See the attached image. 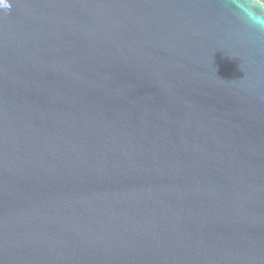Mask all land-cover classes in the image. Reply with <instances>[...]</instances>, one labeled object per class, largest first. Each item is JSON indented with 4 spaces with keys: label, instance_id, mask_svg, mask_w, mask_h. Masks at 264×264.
I'll use <instances>...</instances> for the list:
<instances>
[{
    "label": "water",
    "instance_id": "95a60500",
    "mask_svg": "<svg viewBox=\"0 0 264 264\" xmlns=\"http://www.w3.org/2000/svg\"><path fill=\"white\" fill-rule=\"evenodd\" d=\"M0 264H264V3L5 0Z\"/></svg>",
    "mask_w": 264,
    "mask_h": 264
},
{
    "label": "snow or ice",
    "instance_id": "6c2138e0",
    "mask_svg": "<svg viewBox=\"0 0 264 264\" xmlns=\"http://www.w3.org/2000/svg\"><path fill=\"white\" fill-rule=\"evenodd\" d=\"M5 3V0H0V6H2Z\"/></svg>",
    "mask_w": 264,
    "mask_h": 264
},
{
    "label": "trees",
    "instance_id": "16d2710c",
    "mask_svg": "<svg viewBox=\"0 0 264 264\" xmlns=\"http://www.w3.org/2000/svg\"><path fill=\"white\" fill-rule=\"evenodd\" d=\"M260 2L264 3V0H259Z\"/></svg>",
    "mask_w": 264,
    "mask_h": 264
}]
</instances>
